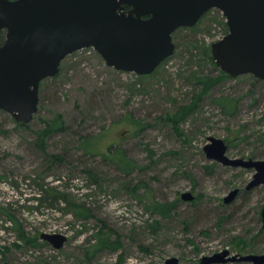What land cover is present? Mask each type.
Listing matches in <instances>:
<instances>
[{"label":"rangeland","instance_id":"rangeland-1","mask_svg":"<svg viewBox=\"0 0 264 264\" xmlns=\"http://www.w3.org/2000/svg\"><path fill=\"white\" fill-rule=\"evenodd\" d=\"M226 32L223 14L208 11L194 27L174 32V54L147 76L115 71L95 51L68 56L57 76L40 83L32 121L21 125L0 110V264H164L173 257L199 264L223 250L264 253V186L247 191L253 170L223 166L203 151L214 137L231 159L264 160V83L231 78L203 55ZM198 78L214 84L205 92ZM221 96L236 101L233 115L212 102ZM56 115L65 130L38 142L36 131ZM86 137L93 138L88 152ZM115 150L136 164L130 175L112 163ZM33 180L57 186L91 217L75 219L64 203L32 210ZM235 189V199L224 203ZM186 192L194 201L181 200ZM173 202L167 217L150 207ZM8 215L27 238L61 234L67 241L59 250L26 245ZM99 230L120 248L88 260Z\"/></svg>","mask_w":264,"mask_h":264},{"label":"water","instance_id":"water-1","mask_svg":"<svg viewBox=\"0 0 264 264\" xmlns=\"http://www.w3.org/2000/svg\"><path fill=\"white\" fill-rule=\"evenodd\" d=\"M219 10L227 33L210 46L216 67L231 78L251 75L264 83V0H0V110L18 123L32 121L39 105V85L55 77L61 62L93 49L105 65L137 76L152 74L175 51L173 34L192 28L210 10ZM206 158L226 167L253 170L246 186H264V160L231 159L223 140L207 139ZM239 190L224 198L228 204ZM195 196L181 195L185 202ZM264 228V206L261 210ZM55 250L67 237L40 234ZM264 264L263 254L223 250L199 264ZM6 264V263H2ZM164 264H182L168 258Z\"/></svg>","mask_w":264,"mask_h":264},{"label":"trees","instance_id":"trees-1","mask_svg":"<svg viewBox=\"0 0 264 264\" xmlns=\"http://www.w3.org/2000/svg\"><path fill=\"white\" fill-rule=\"evenodd\" d=\"M227 33V32H226ZM5 41V32H0V46ZM75 54L71 55L74 56ZM203 55L207 58V60L212 64L214 61L211 58L210 50L206 49ZM223 73V72H222ZM225 74V73H224ZM226 75V74H225ZM57 76V75H56ZM197 79V78H195ZM196 82L202 86V90L207 92V90L213 86V80L211 81L210 78H198ZM202 93V91H201ZM212 102L216 104L222 113L226 115H233L235 113L237 103L233 99L227 97V96H221V97H215L212 98ZM192 105L184 107L183 112L185 111H192ZM177 115H175V118ZM44 127L40 130L36 131L37 141L40 143H43L45 140H47L50 136H52L55 133L63 132L65 130V123L64 120L60 115H56L53 119L49 120L48 122L44 123ZM22 125V123H21ZM25 125V124H24ZM88 141H93V138L86 137L84 138L82 142L83 150L87 151L88 147L86 146V143ZM92 149V148H91ZM88 152V151H87ZM54 158H57L58 156H53ZM58 159V158H57ZM112 163L126 176L130 175L136 167V164H134L133 161H131L129 158H127L123 152L120 150H115V152L112 154L111 158ZM38 180H33L32 182L37 187L36 192H34L32 198L30 201L32 202V210L38 211L40 210L43 205L48 202V206L50 209H56L54 207L60 206L62 203L66 204V206L70 207L71 213L70 215L72 217H75V219H82V220H88L91 217V211L89 208L83 205H76L72 199L69 198V196H66V194H61L59 190L57 189V186L51 185L50 182L46 183L44 180L41 182H37ZM131 192L135 194V188L130 189ZM176 202H173L172 204H161L160 206H150L153 207L154 210L159 211V214H161L164 217H167L168 214H170L175 206ZM9 217V215H8ZM10 221H13L14 225L16 226V234H17V240L23 241L26 245L29 244L32 247H40L42 245H46V242H41L39 234H35L31 238H27L24 234V232L21 230L19 223L9 217ZM264 230V228H262ZM94 238V244L90 245V248H86V256H88V260L92 258V256L102 250H108V251H118L120 248V243L118 239H115L113 241H110V236L108 232H103V230H99L97 234H94L92 236ZM121 256L119 257L120 260Z\"/></svg>","mask_w":264,"mask_h":264},{"label":"built area","instance_id":"built-area-1","mask_svg":"<svg viewBox=\"0 0 264 264\" xmlns=\"http://www.w3.org/2000/svg\"><path fill=\"white\" fill-rule=\"evenodd\" d=\"M92 50L90 49H84V50H81V51H78L75 53V59H77L78 55H82L81 57H86L88 56L89 54H91Z\"/></svg>","mask_w":264,"mask_h":264},{"label":"flooded vegetation","instance_id":"flooded-vegetation-1","mask_svg":"<svg viewBox=\"0 0 264 264\" xmlns=\"http://www.w3.org/2000/svg\"><path fill=\"white\" fill-rule=\"evenodd\" d=\"M263 228V227H262Z\"/></svg>","mask_w":264,"mask_h":264}]
</instances>
